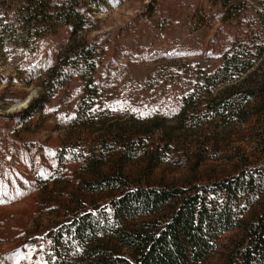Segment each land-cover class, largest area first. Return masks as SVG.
Listing matches in <instances>:
<instances>
[{
    "label": "rangeland",
    "instance_id": "374dc122",
    "mask_svg": "<svg viewBox=\"0 0 264 264\" xmlns=\"http://www.w3.org/2000/svg\"><path fill=\"white\" fill-rule=\"evenodd\" d=\"M1 3L0 264H68L74 246L65 240L54 245V237H64L85 212L97 218L86 247H117L103 219L110 196L95 170L121 169L131 185L197 186L207 191L209 205L227 204L242 220H253L264 205L258 119L221 117L202 104L221 87L210 89V75L222 56L241 42L263 43L264 0L91 4L92 24L82 34L97 46V88L86 93L84 78L74 73L52 95L44 81L69 27L37 36L33 28L12 24ZM191 93L184 113L182 98ZM82 101L94 114L76 119ZM150 155L159 158L156 165ZM249 174L250 186H236ZM88 180L95 182L87 189ZM219 187L224 190L216 195ZM242 234L236 227L217 236L200 264H231ZM78 252L86 253L82 246Z\"/></svg>",
    "mask_w": 264,
    "mask_h": 264
},
{
    "label": "trees",
    "instance_id": "16d2710c",
    "mask_svg": "<svg viewBox=\"0 0 264 264\" xmlns=\"http://www.w3.org/2000/svg\"><path fill=\"white\" fill-rule=\"evenodd\" d=\"M101 2L2 0L1 7L12 24L22 29L33 28L37 36L54 34L60 27H69L64 50L58 62L48 69L44 81L49 95L65 84L74 73L84 78L86 93L92 87L97 88L93 78L97 46L86 41L82 32L92 24L93 9L90 5L99 6ZM262 42H241L240 49L234 46L222 56L220 64L210 75V89L213 91L221 87L210 92L202 106L206 108L205 112L213 111L216 115L228 118L235 116L240 121L256 117L259 139L264 142ZM192 98L193 93L182 98V112L185 113L186 108L192 104ZM89 114L93 115L94 111L82 101L77 108L76 119H83ZM109 134L107 131L104 135ZM123 135L124 139L132 138L131 132L125 131ZM153 156H149V161L156 165L159 158ZM111 172L102 174L95 170L92 173L100 176L101 181L98 183L103 184V190L110 196L103 219L111 234L108 241H115L117 247L104 245V249H101L91 245L94 244L91 241L86 247L90 236H94L97 218L92 212H85L77 215L70 223L64 237H54V245L59 240H65L66 244L74 246V259L69 258L68 264H200L212 251L217 236L236 227H241L243 234L236 245L237 255L230 257L231 264H264V205L256 211L253 220L244 221L240 218L241 213L235 211L233 214L227 204L214 202L209 205L207 191H199L197 186L185 189L165 185H131L121 169H112ZM238 178L236 186H250L253 182L252 174L247 175L246 180L243 176ZM93 182L85 181L84 188H91L89 186ZM227 188L224 193L229 196L227 192L230 183ZM260 189L264 192V181ZM219 190L222 192L224 189L216 188L214 193L218 195ZM248 191L254 193L253 189ZM80 246L86 252L83 256L78 252ZM122 247L128 249L127 255H120L123 254L120 253ZM53 264L62 263L56 259Z\"/></svg>",
    "mask_w": 264,
    "mask_h": 264
}]
</instances>
